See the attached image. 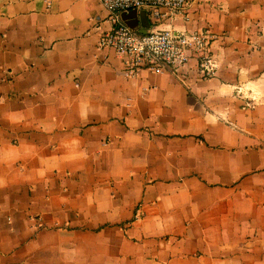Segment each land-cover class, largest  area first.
<instances>
[{"label": "crops", "instance_id": "obj_1", "mask_svg": "<svg viewBox=\"0 0 264 264\" xmlns=\"http://www.w3.org/2000/svg\"><path fill=\"white\" fill-rule=\"evenodd\" d=\"M108 16L0 0V264H264V0L171 25L209 33L206 80L127 75Z\"/></svg>", "mask_w": 264, "mask_h": 264}, {"label": "built area", "instance_id": "obj_2", "mask_svg": "<svg viewBox=\"0 0 264 264\" xmlns=\"http://www.w3.org/2000/svg\"><path fill=\"white\" fill-rule=\"evenodd\" d=\"M195 0H100L112 23L99 38L100 49H112L125 57L124 73L135 76L150 69L180 68L197 62L201 77L216 75L217 61L211 50V37L204 31H183L171 25L188 20L187 9ZM145 11L152 20L147 34L130 28L122 14ZM168 25L169 28H161Z\"/></svg>", "mask_w": 264, "mask_h": 264}, {"label": "water", "instance_id": "obj_3", "mask_svg": "<svg viewBox=\"0 0 264 264\" xmlns=\"http://www.w3.org/2000/svg\"><path fill=\"white\" fill-rule=\"evenodd\" d=\"M125 14V15H124ZM122 16V19L125 21V23L132 29L137 30L138 32L142 33V34H147L149 32L150 29V22H149V18L148 15L145 11H143V16H144V21L141 23V27L139 28L138 25L137 26H132L128 20L132 18L133 15L137 16L138 15V11H131L129 13H124ZM142 28V29H141Z\"/></svg>", "mask_w": 264, "mask_h": 264}]
</instances>
